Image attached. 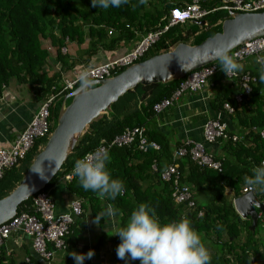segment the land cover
Returning a JSON list of instances; mask_svg holds the SVG:
<instances>
[{
    "label": "trees",
    "instance_id": "1",
    "mask_svg": "<svg viewBox=\"0 0 264 264\" xmlns=\"http://www.w3.org/2000/svg\"><path fill=\"white\" fill-rule=\"evenodd\" d=\"M187 2L189 0H148L147 5H139V0H129L128 4L119 8L110 7L105 10L98 6L93 7L91 0H0V93L3 87L13 80L19 84H26L35 92L40 99L39 102L49 95H54L49 107L51 131L61 99L68 92L62 90L60 83L62 72L82 63L87 65L99 48L112 50L120 40L131 38L135 32L144 34L161 27L166 23V16L171 7H180ZM200 4L203 7L215 8L222 4V0H206ZM133 5L137 7L134 8ZM226 15L227 12L221 9L205 15L202 20L211 25L207 30L202 26L201 30L197 27L184 30L182 24L169 27L140 60L167 51L178 42L186 43L187 37L191 34L194 35L191 44L199 43L205 37L219 31V25L213 24ZM109 28L116 32L108 34ZM41 39L48 40L49 44L55 47L54 60L60 66L58 71L49 76L45 71L49 52L41 47ZM85 39L87 45L79 58H70L67 53L60 50L67 41L79 45ZM209 64H215L217 67L214 74L209 77L215 86L210 106L220 110L224 102L229 103L234 108L230 116L232 123L240 127L237 133L226 128L229 136H236L235 140L230 137L215 140L221 143L223 150L222 155L213 153L214 159L220 163L219 170L196 165L189 158L188 148L185 154L172 160L173 151L182 146V142L171 140L168 133L166 134L156 124V120L160 119L166 107L160 112H155L152 106L168 98L184 78L182 77L166 83L137 84L110 103L104 113L91 120L84 128L71 153L66 156L41 191L48 192L54 184L63 181V175L74 167L75 161L92 151L101 141L110 140L124 128L141 126L144 128L146 141L157 143L158 150L147 147L145 151H140L135 141L128 146L108 148L112 159L107 167L112 178L124 182L123 195L117 196L115 200L107 198L101 200L91 190L85 191L74 176L70 181L62 182L76 200L80 201L83 210L88 206L92 217L95 218L96 214L105 211L109 203L113 204L124 213L123 217L116 216V232L118 228L127 224L133 210L141 203H147L155 208L161 224L187 217L191 221V226L202 235L203 242L211 250V264H264V243L256 237L259 233L264 234V213L256 209L259 216L251 231L248 229L249 218H240L233 209L231 200L241 195V188L246 184L245 176L251 175V169L260 166V161L264 159V137H260L258 133L264 129V93L261 91L263 83L259 81L261 67L259 71L250 73L255 78L254 82L250 83V91L248 95L243 96L240 103H236L233 101V94L238 90V86L235 85L237 80L231 81L225 77L219 67V61L214 60ZM252 127L256 130H252ZM41 140L42 138L34 142L19 161L21 163L18 167L6 170L1 176L0 198L21 178L33 156L39 151ZM203 146L211 152L208 147ZM170 163L176 165L180 181L190 188L195 202L194 209H186L182 204H175L170 196V183L160 179V170ZM151 165L156 169L152 170ZM226 192L231 196H227ZM255 196L264 203V192L256 190ZM29 202L30 198L22 201L16 208L17 214L23 210L33 214V209L26 207L29 206ZM198 211H201L199 215ZM105 221L106 217L101 219L98 224L100 228ZM83 229L84 225L80 220L69 226V231L64 237L67 243L65 252L74 249L71 252L87 253L93 250L96 257V253L105 244H110L111 247L108 248H111L113 264H140L139 260L126 262L117 258L116 247L120 243V238L112 235L115 233L113 231L98 232L91 245L73 247ZM94 256L85 259L84 264H94L92 261ZM12 262L13 260L5 255L4 246L1 244L0 264ZM63 264H75V261L67 254Z\"/></svg>",
    "mask_w": 264,
    "mask_h": 264
},
{
    "label": "built area",
    "instance_id": "2",
    "mask_svg": "<svg viewBox=\"0 0 264 264\" xmlns=\"http://www.w3.org/2000/svg\"><path fill=\"white\" fill-rule=\"evenodd\" d=\"M206 0H192L183 3L182 6L171 7L166 16V23L161 27L144 33L133 45V47L125 53L116 56L112 59H106L98 63H92L82 67V70H88L92 73L93 78L101 80L113 75L114 72L124 68L132 63L140 61L144 53L158 40L161 34L169 27L176 24H184L185 22H194L202 20V18L217 9L236 12H256L264 9V0H222V4L215 8H208L201 6L200 2ZM112 28L107 30L110 34ZM264 52V36H259L246 40L238 46L231 49L230 54H234L238 62L252 56L257 63V57L262 56ZM259 67L261 65L258 63ZM215 64H208L202 66L184 76L179 82L177 88L171 93L168 98L155 103L152 108L155 112H160L162 109L172 103V101L179 98L183 93H193L202 88L209 77L214 74L216 70ZM80 73V72H79ZM74 75L72 79H65L62 84V90L70 91L76 84L78 74ZM228 79H236L238 90L233 94V101L240 103L243 96L248 95L250 91V83H253L255 78L251 74L244 72L238 73L235 76H226ZM264 93V83L261 89ZM54 95H49L44 98L38 105V108L32 117L25 123L23 128L16 134L14 139L6 146L0 147V178L4 172L12 167H16L19 161L31 149L34 142L38 139L44 138L50 132L49 121V107ZM222 108L227 113H233L234 108L227 102L222 104ZM252 130H256L252 127ZM144 128L141 126H133L131 128H124L122 132L115 135L108 141H101L92 151L85 153L82 158L95 152L98 148H109L111 146L122 147L132 144L134 141L137 149L145 151L147 147L158 150L159 146L153 141H146L143 134ZM260 137H264V129L258 131ZM202 137L205 143H213L216 138H231L236 139L235 135L229 136L226 132L225 124L219 117L205 120L202 125ZM199 141L193 139H184L182 146L175 149L172 153V160L176 157L187 153L190 160H192L199 167H206L214 170L220 169V163L213 157V153L206 150ZM41 147H39L40 149ZM264 163V159L260 161V165ZM73 169V167H72ZM72 169L70 172L63 175V181L68 182L72 178ZM151 169L155 170V166L151 165ZM161 180L169 182L171 193L170 196L175 204H182L186 209H194L195 202L192 198L190 188L180 181V173L174 163L168 164L159 172ZM253 193L245 184L241 188V194ZM26 207L33 209V214L26 211H21L14 215L10 220L0 225V245L4 239L15 230H21L29 236L31 240V248L33 252L45 261H48L52 256V250H61L65 247L64 237L69 231V226L73 221V217H78L81 214V206L79 200H73L69 204V210L62 213H55L54 202L47 192L41 190L30 197V202ZM27 209V208H26ZM201 211H198V215ZM259 216V214H258ZM264 223V222H263ZM50 244L52 247H46ZM25 264H32L29 259H25Z\"/></svg>",
    "mask_w": 264,
    "mask_h": 264
},
{
    "label": "water",
    "instance_id": "3",
    "mask_svg": "<svg viewBox=\"0 0 264 264\" xmlns=\"http://www.w3.org/2000/svg\"><path fill=\"white\" fill-rule=\"evenodd\" d=\"M194 23L204 30L211 27L205 20ZM215 25H219V31L199 43L178 42L167 51L132 63L120 72L98 80L94 91L82 92L77 85L66 92L57 110L54 127L42 148L33 156L16 185L0 198V225L14 217L22 201L42 190L71 153L84 128L104 113L110 103L137 84L166 83L208 65L216 60L212 58L216 47L231 43L233 49L246 40L264 36V9L256 12L230 11L217 19ZM67 98L69 101L66 103ZM232 206L240 218H249L248 229L251 231L258 217L256 209L264 213V203L251 192L233 198Z\"/></svg>",
    "mask_w": 264,
    "mask_h": 264
},
{
    "label": "crops",
    "instance_id": "4",
    "mask_svg": "<svg viewBox=\"0 0 264 264\" xmlns=\"http://www.w3.org/2000/svg\"><path fill=\"white\" fill-rule=\"evenodd\" d=\"M186 1V0H185ZM192 0H189V2ZM194 23V22H192ZM196 24V23H195ZM197 25V24H196ZM199 26V25H198ZM201 27V26H199ZM202 28H200L201 30ZM116 31L112 29L110 34ZM142 33L135 32L131 38L122 39L112 50H105L99 48L95 54L91 57L88 64L98 63L105 61L106 59H112L119 56L126 51L130 50L135 42L142 36ZM46 40V39H45ZM48 40H46L47 42ZM50 50L49 55L46 58L45 71L47 75H52L54 72L58 71L60 68L59 63L54 60L55 47L46 43ZM87 45V39L81 44H76L75 42L67 41L65 46L67 47V53L70 58H79L83 55V50ZM64 46V49L66 48ZM45 49L47 46H41ZM61 49V48H60ZM264 56V52L262 53ZM242 65V71L239 73H251L253 71H259L260 67L256 63L254 57L249 56L239 62ZM87 64V65H88ZM85 67V64H79L71 69L66 70L71 71L70 78H65L64 73L60 74V83L63 84L65 79H72L74 75L80 72V69ZM228 79V78H227ZM235 79H231L234 81ZM59 83V82H58ZM232 83V82H231ZM234 83V82H233ZM237 87V83L235 84ZM215 86L211 83V80H207L205 85L196 92L193 93H183L179 98L172 101L168 107L164 109V112L160 119L157 121V126H159L166 134L170 136L171 140L183 141L184 139H193L199 141L208 147L212 153L217 155H222L221 143H205L202 137V125L207 119L219 117V119L225 124L231 132H238L240 127L236 124L233 125L230 116L232 113H227L223 108L220 110L213 109L210 106L214 98ZM40 99L35 95V92L31 90L26 84H19L13 80L3 87L0 93V147L8 145L16 136V134L23 128L25 123L29 121L36 109L38 108ZM63 181L54 184L49 190L48 195L54 202L55 213H62L69 210V204L71 201L75 200V196L71 194L65 187ZM229 193V192H228ZM233 199V198H232ZM231 199V200H232ZM80 220L84 229L81 232L76 244L73 247H81V245H91L95 235L100 231H113L115 232L116 217L109 219L106 217V221L103 227L100 228L99 225L95 224L94 218L88 208V206L81 207V214L78 217H73L71 224ZM65 242V239H64ZM2 245L5 249V255H8L13 262L11 264H25V259H29L32 264H63L66 255H56L52 250V256L48 261L40 259L31 248V240L28 235L23 233L21 230L12 231L6 239H4ZM67 243H65V246ZM46 247H52L47 244ZM103 247H111L110 244H105ZM61 249L64 254L67 253ZM73 251V249L71 250ZM69 251V253L71 252ZM98 256H94L92 259L94 264H106L105 261L97 260Z\"/></svg>",
    "mask_w": 264,
    "mask_h": 264
},
{
    "label": "clouds",
    "instance_id": "5",
    "mask_svg": "<svg viewBox=\"0 0 264 264\" xmlns=\"http://www.w3.org/2000/svg\"><path fill=\"white\" fill-rule=\"evenodd\" d=\"M129 0H91L93 7L109 9L128 4ZM148 0H139V5H147ZM137 7V5H133ZM232 44H224L212 51V58L219 61L220 69L226 76H235L242 71V65L234 54H230ZM261 65L259 81L264 83V56L257 57ZM80 91L95 90L99 83L88 70H82L77 76ZM41 149V148H40ZM108 148H98L74 163L72 175L78 179L85 190L96 193L101 200H115L124 193V182L112 178L107 165L111 162ZM57 166V165H56ZM251 175L245 176V183L250 191L264 192V163L251 169ZM117 215L123 217V211L109 203L105 211L96 214L95 224H100L105 217L112 219ZM119 236L120 243L116 247V255L120 260H139L140 264H211L212 252L202 240V235L192 226L187 217L179 221L161 224L155 208L141 203L130 214L125 226L112 234ZM75 264H84L91 259L94 251L87 253H67Z\"/></svg>",
    "mask_w": 264,
    "mask_h": 264
},
{
    "label": "rangeland",
    "instance_id": "6",
    "mask_svg": "<svg viewBox=\"0 0 264 264\" xmlns=\"http://www.w3.org/2000/svg\"><path fill=\"white\" fill-rule=\"evenodd\" d=\"M221 12H223V11H221ZM183 26H184V30H187V29H189V28H191V29H194V28H198V30H200V28L201 27H199L198 25H193L192 24V22H185L184 24H182ZM204 34V33H203ZM193 37H194V35H189L188 37H187V39H186V43H188V44H191L192 43V39H193ZM48 42V41H47ZM46 42V40H40V43H41V46H47V48H49L48 47V45L46 44L47 43ZM66 47V46H65ZM50 50H53L52 49V47L51 48H49L48 49V51L50 52ZM60 50H62V52H67V47L64 49V47H61V49ZM70 74H71V71H67V72H65L64 73V77L65 78H70L69 76H70ZM67 101H69V98H67V100H66V102ZM99 116V115H98ZM49 135V134H48ZM48 135H46L44 138H42V140L40 141V145H39V147H41L42 148V146H43V144L45 143V141H46V139H47V137H48ZM21 163V162H20ZM20 163H18V165H17V167L20 165ZM71 171V170H70ZM69 171V172H70ZM226 195L228 196L229 195V197L231 196L230 195V193H228V192H226ZM196 198H197V196H196ZM208 200V199H207ZM202 202H203V200H202ZM256 237H257V239H259L260 240V242L261 243H264V234H262V233H259V234H257L256 235ZM73 251H74V249H73ZM56 253V255H61V256H64V255H66L67 256V253H63L62 251H60V250H56V251H54V254ZM69 253V252H68ZM96 255L98 256V258H97V260H102V261H105L106 262V264L108 263V264H113V260L111 259V248L109 249L108 247H103L102 249H100L97 253H96Z\"/></svg>",
    "mask_w": 264,
    "mask_h": 264
}]
</instances>
